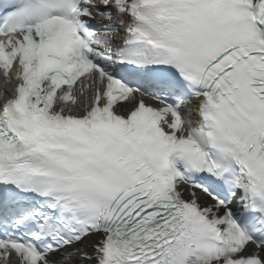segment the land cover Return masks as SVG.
I'll return each mask as SVG.
<instances>
[{"label": "snow or ice", "instance_id": "1", "mask_svg": "<svg viewBox=\"0 0 264 264\" xmlns=\"http://www.w3.org/2000/svg\"><path fill=\"white\" fill-rule=\"evenodd\" d=\"M0 264H264V0H0Z\"/></svg>", "mask_w": 264, "mask_h": 264}]
</instances>
